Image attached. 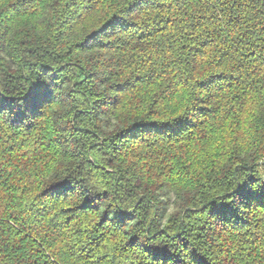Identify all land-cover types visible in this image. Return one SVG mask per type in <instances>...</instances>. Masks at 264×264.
Listing matches in <instances>:
<instances>
[{"label":"trees","instance_id":"1","mask_svg":"<svg viewBox=\"0 0 264 264\" xmlns=\"http://www.w3.org/2000/svg\"><path fill=\"white\" fill-rule=\"evenodd\" d=\"M0 264H264V0H0Z\"/></svg>","mask_w":264,"mask_h":264},{"label":"rangeland","instance_id":"2","mask_svg":"<svg viewBox=\"0 0 264 264\" xmlns=\"http://www.w3.org/2000/svg\"><path fill=\"white\" fill-rule=\"evenodd\" d=\"M167 203H168V200H166V204H165V207H166V211H165V219L167 218V217H169V215L171 214V212L173 211V207L172 206H170V205H167ZM163 217H164V215H163Z\"/></svg>","mask_w":264,"mask_h":264},{"label":"snow or ice","instance_id":"3","mask_svg":"<svg viewBox=\"0 0 264 264\" xmlns=\"http://www.w3.org/2000/svg\"><path fill=\"white\" fill-rule=\"evenodd\" d=\"M241 194H242V195H247L248 193H246V192H242Z\"/></svg>","mask_w":264,"mask_h":264}]
</instances>
